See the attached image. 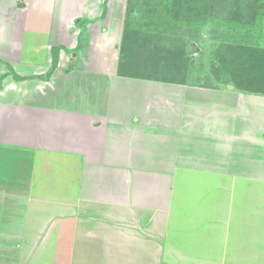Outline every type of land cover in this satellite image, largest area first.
Masks as SVG:
<instances>
[{
  "label": "crops",
  "instance_id": "crops-1",
  "mask_svg": "<svg viewBox=\"0 0 264 264\" xmlns=\"http://www.w3.org/2000/svg\"><path fill=\"white\" fill-rule=\"evenodd\" d=\"M40 1L0 0V264H264V94L119 74L91 0L34 44Z\"/></svg>",
  "mask_w": 264,
  "mask_h": 264
},
{
  "label": "rangeland",
  "instance_id": "rangeland-1",
  "mask_svg": "<svg viewBox=\"0 0 264 264\" xmlns=\"http://www.w3.org/2000/svg\"><path fill=\"white\" fill-rule=\"evenodd\" d=\"M166 2H168L169 6L164 0H91L92 6L90 8L94 9L96 12L86 13V23L100 19L102 20L101 22H106L108 29L112 30L106 33V35L104 34L105 32L97 34L96 31L98 28L95 25L93 29L91 28V31H87L86 55L89 57H92V55L95 56L97 51H100L99 49L104 45L106 46L108 43H112V41L117 43L128 23L131 25L144 24L151 27L161 26V29H165V32H168L169 39L171 40L170 42L177 46H182L181 39L185 40L187 38L190 40L185 46L188 48L187 53L190 56L189 58H191L190 71L191 74L193 73L194 75L197 71H203L207 74L209 71V63L211 61L213 63L216 61L215 57L217 53L223 54L227 51L225 48L226 45L243 46L246 44L264 47V33L258 36L260 32L261 34L263 32V22H253L252 25L257 26L255 27L257 31L253 32L252 29L251 31L248 29L249 25H246L247 23H238L234 19L228 20L222 16H214L212 14V9L209 15L200 13L197 19H189V15H186V12L180 13L179 15L182 16L177 19L175 14L172 15L170 13V9L174 5L170 0H166ZM184 3L186 2L182 0V5H184ZM51 5L50 0H41L33 6L32 11L29 13L26 34L32 35L34 44L40 43L42 39H49L50 41L55 40L54 38H56V36L52 34L54 33L52 31H55V28L60 30L62 15H60L59 10L56 12L55 21L50 25V20L53 19V15L55 14V8ZM150 10H154V12L150 13ZM29 43L30 41L27 36L25 49H27ZM99 46L101 47L99 48ZM43 50L44 48L39 52L41 60L45 58V52ZM108 51H110L109 48L104 50V52ZM75 52H77V49L74 50L72 54ZM37 56L38 55H36L34 59H37ZM32 57H34V55H32ZM87 60L90 61L91 59L89 58ZM130 65L133 64L128 62V58L124 57L120 68L121 72L129 75V73H135L134 71H140L135 67L133 71ZM87 69L91 71L94 70V68L90 67ZM204 76L203 82L205 79ZM200 80L202 79L200 78ZM0 82H2L1 78ZM56 87L57 85L54 87L52 84L47 86L46 90L48 93L46 96L53 93ZM28 90V97L25 98L26 101H32L37 97L44 96L38 88H28ZM144 101L145 100L141 99L140 102L144 103ZM59 103L64 105L62 100Z\"/></svg>",
  "mask_w": 264,
  "mask_h": 264
},
{
  "label": "trees",
  "instance_id": "trees-1",
  "mask_svg": "<svg viewBox=\"0 0 264 264\" xmlns=\"http://www.w3.org/2000/svg\"><path fill=\"white\" fill-rule=\"evenodd\" d=\"M184 1L186 3L182 5V0H170L174 5L170 9V13L175 14L177 19L181 18L182 15L179 14L184 12L189 15V19H197L200 13L209 15L212 9L214 16H222L228 20L234 19L238 23H247L246 25H249L248 29L250 31L252 29L253 32L257 31L255 29L257 26L252 25L253 22L260 21L264 23V15H262L264 0ZM164 2L169 6L166 0ZM153 12L154 10H150V13ZM160 27L127 24L122 33L119 49L117 68L119 74H125L121 72L120 68L122 59L126 57L128 62L133 64L130 65L132 70L134 67L140 70H133L135 73H129V75L178 83L187 82L188 76L191 75V58H189L188 48L185 44L190 40L187 38L185 40L181 39L182 46L174 45L170 42L168 32ZM263 33L264 27L262 34L260 32L258 36L263 35ZM225 48L227 50L225 53H217L216 61L209 63V71L203 83L210 86L212 76L218 83H235L237 87L264 94V47L245 44L243 46L226 45ZM55 62L56 53L53 52L52 69ZM47 74L49 76L50 72Z\"/></svg>",
  "mask_w": 264,
  "mask_h": 264
}]
</instances>
